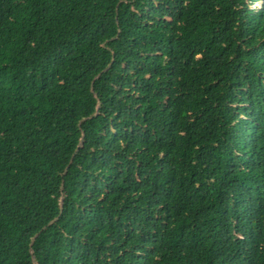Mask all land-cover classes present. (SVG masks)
Instances as JSON below:
<instances>
[{"label":"trees","instance_id":"trees-1","mask_svg":"<svg viewBox=\"0 0 264 264\" xmlns=\"http://www.w3.org/2000/svg\"><path fill=\"white\" fill-rule=\"evenodd\" d=\"M0 264H264V0H0Z\"/></svg>","mask_w":264,"mask_h":264},{"label":"rangeland","instance_id":"rangeland-1","mask_svg":"<svg viewBox=\"0 0 264 264\" xmlns=\"http://www.w3.org/2000/svg\"><path fill=\"white\" fill-rule=\"evenodd\" d=\"M261 5V2H259V6Z\"/></svg>","mask_w":264,"mask_h":264},{"label":"water","instance_id":"water-1","mask_svg":"<svg viewBox=\"0 0 264 264\" xmlns=\"http://www.w3.org/2000/svg\"><path fill=\"white\" fill-rule=\"evenodd\" d=\"M61 209H62V206H61V208H60V212H61Z\"/></svg>","mask_w":264,"mask_h":264}]
</instances>
